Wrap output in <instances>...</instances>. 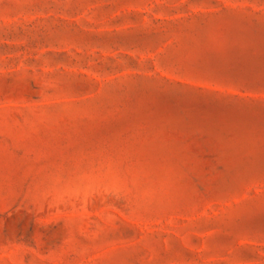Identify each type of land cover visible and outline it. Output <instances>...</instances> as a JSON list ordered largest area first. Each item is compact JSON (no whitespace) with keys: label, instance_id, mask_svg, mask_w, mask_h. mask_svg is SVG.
Segmentation results:
<instances>
[{"label":"rangeland","instance_id":"obj_1","mask_svg":"<svg viewBox=\"0 0 264 264\" xmlns=\"http://www.w3.org/2000/svg\"><path fill=\"white\" fill-rule=\"evenodd\" d=\"M0 264H264V0H0Z\"/></svg>","mask_w":264,"mask_h":264}]
</instances>
